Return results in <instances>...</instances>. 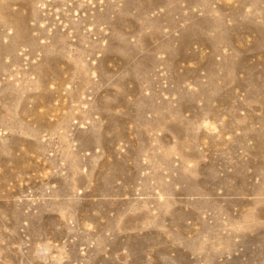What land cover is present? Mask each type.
Segmentation results:
<instances>
[{
	"label": "rangeland",
	"instance_id": "1",
	"mask_svg": "<svg viewBox=\"0 0 264 264\" xmlns=\"http://www.w3.org/2000/svg\"><path fill=\"white\" fill-rule=\"evenodd\" d=\"M0 264H264V0H0Z\"/></svg>",
	"mask_w": 264,
	"mask_h": 264
}]
</instances>
